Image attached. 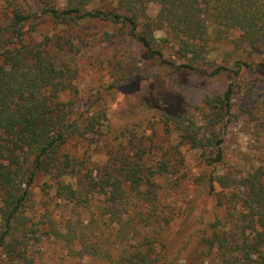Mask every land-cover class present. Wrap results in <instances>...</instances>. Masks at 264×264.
I'll return each mask as SVG.
<instances>
[{
	"label": "trees",
	"instance_id": "obj_1",
	"mask_svg": "<svg viewBox=\"0 0 264 264\" xmlns=\"http://www.w3.org/2000/svg\"><path fill=\"white\" fill-rule=\"evenodd\" d=\"M32 1L33 9H26L23 0H0V262L36 264L22 214L28 211L35 181L45 176L53 179L57 196L90 208L94 215L87 227L70 219L57 225L50 216L46 232L73 256L94 257L103 264H175L179 256L186 264H264V159L241 174H211L208 193L222 214L213 213L214 220H203V227L190 231L187 215L169 235L161 223L170 224L180 211L174 207L162 215L157 182V175L169 169L145 165L147 150L135 132L128 136L134 153L115 154L112 164L86 165L76 148L108 118L104 100L109 95L113 98L138 77L144 65L150 71L165 66L179 77L195 79L205 73L206 80L223 82L204 94L194 111L181 91H157L155 83L141 86L137 114L173 128L181 143L204 152L208 164L222 162L236 103L264 117V109L252 103L258 100L257 86L264 87V0H99L92 7L87 6L91 0H67L63 7L51 5V0ZM151 3L159 8L150 19ZM46 21L55 28L85 21L111 24L114 36L135 41L144 65L134 71L119 63L117 78L99 96L98 109L91 105L79 110L74 84L78 37L61 29L57 35H39ZM158 29H164L165 37L155 35ZM231 31L239 32L240 44L261 48L262 58L253 70L260 80L245 76L246 66H252L241 59L210 71L201 65L213 41H223ZM170 42L178 46L179 61L165 56L163 47ZM65 93L70 99L63 98ZM194 179L201 183L204 177ZM195 209L192 205L191 212ZM106 229L110 234L104 242L110 240L112 250L101 242ZM89 235L100 241H90Z\"/></svg>",
	"mask_w": 264,
	"mask_h": 264
},
{
	"label": "rangeland",
	"instance_id": "obj_2",
	"mask_svg": "<svg viewBox=\"0 0 264 264\" xmlns=\"http://www.w3.org/2000/svg\"><path fill=\"white\" fill-rule=\"evenodd\" d=\"M23 1L26 9H33L32 0ZM66 2L67 0H51V5L63 7ZM99 3V0H91L87 6H98ZM158 8L154 3L149 4L148 18L155 17ZM59 29L64 34H69V31L73 32L79 40L75 55V65L78 71L74 80V84L79 89L77 98L80 100L79 110L86 109V107L92 108L91 105L95 107L94 110L98 109V104L101 103L99 96L117 78L119 63L122 62L125 69L134 71L138 65H144L135 41L118 35L114 36L116 28L111 24L101 21H85L70 28H55L52 22L46 21L41 24L39 35L43 36L47 33L57 35ZM155 35L159 38L165 37L164 29L156 30ZM238 35V31H231L223 41L221 39L213 41L214 44L208 47L201 65L210 71L217 64L232 66L238 59H241L252 66V69L246 66L245 76L254 79L257 77L260 80L261 75L253 70L262 58L261 48L256 49L246 43L240 44L237 40ZM163 49L167 58L180 60L177 52L178 46L175 42L167 43ZM144 67H142L144 72L139 71L138 77L120 87L114 93L113 98L109 95L107 100H104L108 107V118L102 120L97 133H90L86 140L78 142L77 154H83V157L87 159L86 165L112 164V157L115 154L134 153L132 141L128 136L131 137L135 132L137 137L144 141L142 144L147 150L145 165H166L169 169L157 175L160 193L159 207L162 209V215H167L174 207H177L180 212L173 216L170 224L161 223V226H165V231L167 228L168 234L172 235L183 225V218L189 215L185 222L190 226L189 231L199 229L204 225L201 221L214 220V217L210 218L213 213L222 214V210L215 206L213 196L208 193V177L219 171L241 174L253 169L264 159V117L255 112V109L252 114L247 113L238 101L227 126L223 145L225 157L218 164H208L204 152L181 143L173 128L168 129L163 126V123L142 118L147 115L137 114L136 108L140 107L139 88L155 83L157 91H164V89L181 91L189 104L193 106L194 111L204 94L220 89L223 78L206 80L205 73L196 75L195 79L185 75L179 77L173 69L165 66H156L153 71L145 65ZM255 96L258 100L254 99L252 103L258 105L256 108L264 109V87L257 86ZM70 97V93L63 95L64 99H70ZM125 128L126 133L124 134L122 131ZM198 175L204 177L203 182L198 183L194 179ZM55 185L53 179L45 176L39 177L31 189L32 196L28 203V211L22 214L27 222L24 232L35 263L103 264L101 260L94 257L71 255L62 243L46 232L52 222L50 216L57 221V225H63L64 220L70 219L85 227L94 217L90 208H80L78 205L75 206L74 202L57 196ZM192 205H196L193 212H191ZM144 209H146L145 206L133 211ZM109 234L110 230L106 229L101 242L112 250L113 243L111 244L110 240L104 242ZM133 237L138 238V235L135 234ZM88 238L90 241H100V238L97 239L92 235ZM186 263L184 256H179L175 261V264ZM0 264L7 263L2 260Z\"/></svg>",
	"mask_w": 264,
	"mask_h": 264
}]
</instances>
